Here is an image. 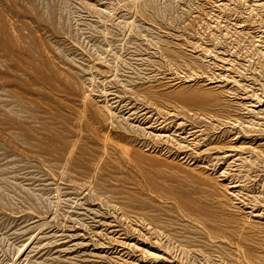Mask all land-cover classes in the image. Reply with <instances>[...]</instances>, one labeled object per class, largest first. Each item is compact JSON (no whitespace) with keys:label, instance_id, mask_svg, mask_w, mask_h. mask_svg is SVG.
<instances>
[{"label":"rangeland","instance_id":"obj_1","mask_svg":"<svg viewBox=\"0 0 264 264\" xmlns=\"http://www.w3.org/2000/svg\"><path fill=\"white\" fill-rule=\"evenodd\" d=\"M0 264H264V0H0Z\"/></svg>","mask_w":264,"mask_h":264}]
</instances>
